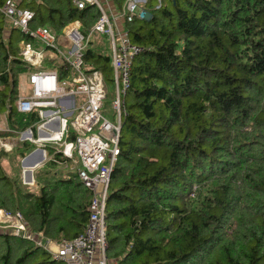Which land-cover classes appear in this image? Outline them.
<instances>
[{
    "label": "trees",
    "instance_id": "1",
    "mask_svg": "<svg viewBox=\"0 0 264 264\" xmlns=\"http://www.w3.org/2000/svg\"><path fill=\"white\" fill-rule=\"evenodd\" d=\"M125 2L113 0L120 12ZM20 6L34 12L31 28L57 35L76 20L87 35L101 16L95 5L81 9L73 0ZM142 7L149 17H123L143 51L133 60L111 172L107 258L264 264V0H146ZM21 41L36 40L0 12V114L16 131L38 120L37 110L16 108L19 76L35 69L21 56ZM85 63L113 81L111 54L87 46ZM50 66L64 71L59 59L44 65ZM28 144L15 148L11 162L20 163ZM8 156L0 151V209L20 211L34 230L56 239L81 234L92 198L78 171L39 177L32 191L4 167ZM57 262L30 239L0 231V264Z\"/></svg>",
    "mask_w": 264,
    "mask_h": 264
},
{
    "label": "built area",
    "instance_id": "2",
    "mask_svg": "<svg viewBox=\"0 0 264 264\" xmlns=\"http://www.w3.org/2000/svg\"><path fill=\"white\" fill-rule=\"evenodd\" d=\"M21 0H5L0 12L13 26L25 35L40 41L50 51H39L30 41H21V54L29 65L38 68L28 71L27 89L16 100L19 112L38 111L33 127L23 132L24 140L41 143L57 142V152L67 159L79 161L78 175L83 185L92 192L89 219L85 230L78 236L63 238L51 255L67 264H108L106 203L111 172L119 154V139L123 116L127 113L125 96L131 84V70L135 57L143 48L132 42L126 30L117 26L118 16L110 15L101 0H73L78 8L95 5L100 18L86 35L82 23H69L61 35L50 28H31L35 14L20 6ZM146 0H126L120 16L128 21L137 15L149 17L142 7ZM108 35L112 44L111 62L114 71L115 98L113 109L116 122L110 121L101 111L106 97L104 75L90 70L85 63V51L95 34ZM60 60L64 71L45 68L47 61ZM55 65V64H54ZM68 117H73L69 125ZM35 129L39 135L35 137ZM46 154V149H42ZM1 219L10 223L0 225V231L10 232L44 246L38 234L31 231L20 211L14 214L1 210ZM8 219V220H7ZM45 247V246H44ZM47 249V247H45Z\"/></svg>",
    "mask_w": 264,
    "mask_h": 264
},
{
    "label": "crops",
    "instance_id": "3",
    "mask_svg": "<svg viewBox=\"0 0 264 264\" xmlns=\"http://www.w3.org/2000/svg\"><path fill=\"white\" fill-rule=\"evenodd\" d=\"M101 1L106 2L107 8L105 6H104V8L107 9V11L110 13V15H112V14H114L115 16L119 15L118 19H117V26L119 29L125 30L124 29L125 28L124 19L122 16H120L121 12L119 9H117L115 4L113 3V0H101ZM20 3H21V1H20ZM76 21H78V20H76ZM61 34H59V35H61ZM38 42L41 43L40 41H38ZM109 43H110V41H109ZM19 45H21V42ZM49 54H50V52H49ZM49 54H46V55H49ZM59 62H60V60H59ZM34 68H38V67L35 66ZM21 74H24V76H25L24 82L20 83V81H19V91H20V94H23L25 92V90L27 89L28 72L21 73ZM38 135H39V133L35 134V137H37ZM23 141L28 142L29 147L24 148L22 150V151H24V153H23L24 156L20 157L21 159L19 158L20 160H18L20 162L21 161L23 162L22 165H20L21 163H15V161H12V163H11L10 156L4 157L3 164L5 165L4 167L8 170V172L10 174H12V176L18 177L20 184L23 185L25 188H32V189H30L32 191L38 190L36 188L39 187V184H38V178L39 177L41 180L46 179V178L58 179V178H60L61 175L65 174V172L78 171V169L81 166L79 161L67 159V157H65L63 154H60L58 159L52 158L53 155L57 152L58 146L48 144L49 142H46L45 143L46 145H43L41 143H36L35 145H33V142L30 140H23ZM18 146H21V144ZM43 148L46 149V151H47L46 154L43 153V151H42ZM5 162H7L8 164H6ZM51 162L54 163V165H51L50 164ZM17 167H18V173L16 174V173H14V168H17ZM22 180H23L24 184H22ZM89 192H90L91 198H92V192L90 190H89ZM1 210H3V209H1ZM27 223H28L30 230L35 232L36 234H38V236H39L38 240L41 241L42 244L45 247H47V249L44 246H40L33 241V243L35 245L42 247V249H44L49 254H51V251H55L57 249L58 243L61 241L60 239H56L54 237L47 236L42 231H36V230H34V228H32V226L29 224V222H27ZM63 238H65V237H63ZM112 261L113 260L108 259V264H110ZM56 264H67V263L62 262V261H58Z\"/></svg>",
    "mask_w": 264,
    "mask_h": 264
},
{
    "label": "rangeland",
    "instance_id": "4",
    "mask_svg": "<svg viewBox=\"0 0 264 264\" xmlns=\"http://www.w3.org/2000/svg\"><path fill=\"white\" fill-rule=\"evenodd\" d=\"M103 4L107 8L105 1L103 2ZM10 27L11 26L9 24V28ZM90 42L91 43L88 45V49H91L95 54H97V53H102L105 55L111 54L110 43L108 42V39L105 35L101 34V36H100L98 34H95L90 39ZM35 45H37V49L39 51L43 52L44 54H49L50 51L48 49H46V47L43 43H39L38 41H35ZM35 45H34V47H36ZM24 80H25V76H24V74H21L19 76L20 83L24 82ZM104 83H105V87H106V97L104 99V105H103L101 111H102L103 115L105 117H107L110 121L116 122V119L114 116L115 115L114 109H113V100L115 98L114 83H113V81H109L106 78L104 79ZM72 119H73V117H68L69 125L72 123ZM7 120L8 119H7L6 112L1 113L0 114V151L4 150L5 152H7L13 160V157L11 155L13 154L15 148L18 145H20L21 142L25 139L23 136L24 130L16 131L14 129H11L8 126ZM34 132H35V134H37L38 129H36ZM35 144H36V142H33V145H35ZM48 144H51L54 146H59L57 144V142H54V141H51ZM2 161H4V158L2 159ZM5 163L8 164L7 162H5ZM20 163H21L20 165H22L23 162L21 161ZM14 173H16V174L18 173V167L14 168ZM22 184H24L23 180H22ZM0 215H1V211H0ZM9 223H10V220L5 221V220L1 219V217H0V225L1 226H6Z\"/></svg>",
    "mask_w": 264,
    "mask_h": 264
},
{
    "label": "bare ground",
    "instance_id": "5",
    "mask_svg": "<svg viewBox=\"0 0 264 264\" xmlns=\"http://www.w3.org/2000/svg\"><path fill=\"white\" fill-rule=\"evenodd\" d=\"M22 56V55H21Z\"/></svg>",
    "mask_w": 264,
    "mask_h": 264
}]
</instances>
